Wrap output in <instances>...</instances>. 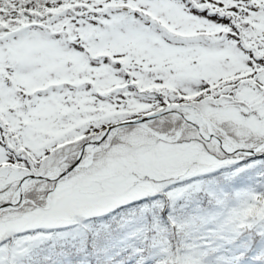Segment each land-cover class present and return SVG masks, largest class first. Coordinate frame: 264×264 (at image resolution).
Wrapping results in <instances>:
<instances>
[{
	"label": "snow or ice",
	"instance_id": "6c2138e0",
	"mask_svg": "<svg viewBox=\"0 0 264 264\" xmlns=\"http://www.w3.org/2000/svg\"><path fill=\"white\" fill-rule=\"evenodd\" d=\"M129 261L264 264V0H0V264Z\"/></svg>",
	"mask_w": 264,
	"mask_h": 264
},
{
	"label": "trees",
	"instance_id": "16d2710c",
	"mask_svg": "<svg viewBox=\"0 0 264 264\" xmlns=\"http://www.w3.org/2000/svg\"><path fill=\"white\" fill-rule=\"evenodd\" d=\"M131 251V249H129ZM129 264H135V261H129Z\"/></svg>",
	"mask_w": 264,
	"mask_h": 264
}]
</instances>
